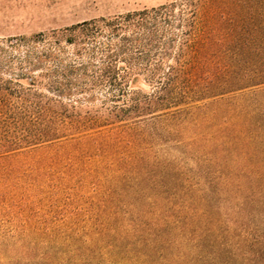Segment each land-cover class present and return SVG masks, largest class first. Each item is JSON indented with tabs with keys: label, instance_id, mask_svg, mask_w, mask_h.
Instances as JSON below:
<instances>
[{
	"label": "trees",
	"instance_id": "1",
	"mask_svg": "<svg viewBox=\"0 0 264 264\" xmlns=\"http://www.w3.org/2000/svg\"><path fill=\"white\" fill-rule=\"evenodd\" d=\"M204 7L200 0L196 12ZM251 8L247 2L238 11ZM147 13L129 14L127 20ZM255 26H241L253 57ZM248 63L252 69L245 76L217 77L215 87L224 89L207 98L264 85V59ZM108 76L113 83L116 75ZM10 84L0 76V159L67 135L77 145L67 150L60 170L16 174L0 165V209L18 205L21 217L0 226V264H264V112L242 109L218 117L228 122L204 137L210 151L198 143L201 155L191 158L196 167L189 169L182 159L161 158L153 146L163 141L153 120L185 103L178 94L158 97L160 108L141 116L167 111L145 125L123 124L102 135L95 130L111 122L54 111L42 102L44 96L30 100L9 90ZM141 103L135 98L125 116L141 112ZM75 134L89 139L75 140ZM94 155L101 158L85 165Z\"/></svg>",
	"mask_w": 264,
	"mask_h": 264
},
{
	"label": "rangeland",
	"instance_id": "2",
	"mask_svg": "<svg viewBox=\"0 0 264 264\" xmlns=\"http://www.w3.org/2000/svg\"><path fill=\"white\" fill-rule=\"evenodd\" d=\"M199 1L0 0V76L13 81L9 90L16 94L22 92L30 100L44 96L42 102H49L54 111L97 115L111 122L95 130L102 135L116 132L123 124L145 125L167 111L141 116L160 108L158 97L178 94L177 99L185 103L153 120L163 132V141L153 146L161 158L182 159L186 168L194 169L197 159L191 158L201 155L198 143H205L210 151L204 137L216 125L228 122L218 117L224 119L242 109L264 112V85L207 98L224 89L215 87L217 77L245 76L252 69L251 59L257 65L264 59V0H203V12L197 13ZM247 2L251 10L239 13L238 8ZM142 11L148 12L142 19L127 20L129 14ZM91 21L95 23L65 31ZM249 23L256 25L250 39L254 57L248 55L244 45L248 35L241 30ZM208 59L211 66L205 69ZM109 74L116 75L113 83ZM137 97L144 109L125 116ZM146 97L149 105L143 102ZM214 112L219 115L213 116ZM116 116L123 120L116 121ZM86 136L75 134L74 138L86 141ZM71 137L22 149L0 159V165L16 174L60 170L67 150L77 145ZM99 158H85V165ZM17 210L18 205L0 209V226L18 222Z\"/></svg>",
	"mask_w": 264,
	"mask_h": 264
}]
</instances>
